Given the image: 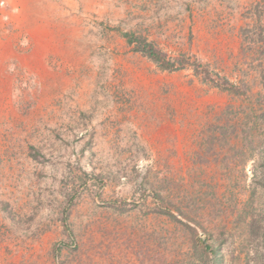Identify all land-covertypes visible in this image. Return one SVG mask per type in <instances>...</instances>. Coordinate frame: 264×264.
Listing matches in <instances>:
<instances>
[{
    "label": "rangeland",
    "instance_id": "obj_1",
    "mask_svg": "<svg viewBox=\"0 0 264 264\" xmlns=\"http://www.w3.org/2000/svg\"><path fill=\"white\" fill-rule=\"evenodd\" d=\"M0 264H264V0H0Z\"/></svg>",
    "mask_w": 264,
    "mask_h": 264
},
{
    "label": "trees",
    "instance_id": "obj_2",
    "mask_svg": "<svg viewBox=\"0 0 264 264\" xmlns=\"http://www.w3.org/2000/svg\"><path fill=\"white\" fill-rule=\"evenodd\" d=\"M135 41L136 49L146 55L148 58L153 60L154 62L158 63L159 67L162 69H173L174 63L170 60L166 59L162 52L152 43L145 41L140 38L132 37L130 38L129 42ZM238 84L231 83L229 86V90L231 92L239 93L237 89ZM66 225V224H65ZM203 247V246H202ZM204 249L207 251L209 250V245H205ZM57 251V249H55Z\"/></svg>",
    "mask_w": 264,
    "mask_h": 264
}]
</instances>
